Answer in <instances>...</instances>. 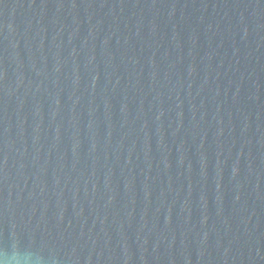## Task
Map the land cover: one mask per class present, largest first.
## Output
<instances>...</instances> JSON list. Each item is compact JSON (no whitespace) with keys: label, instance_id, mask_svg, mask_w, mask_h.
Here are the masks:
<instances>
[{"label":"water","instance_id":"95a60500","mask_svg":"<svg viewBox=\"0 0 264 264\" xmlns=\"http://www.w3.org/2000/svg\"><path fill=\"white\" fill-rule=\"evenodd\" d=\"M0 264H264V0H0Z\"/></svg>","mask_w":264,"mask_h":264}]
</instances>
